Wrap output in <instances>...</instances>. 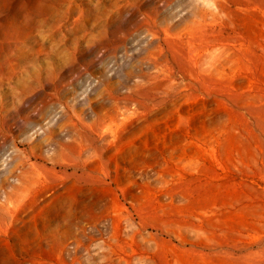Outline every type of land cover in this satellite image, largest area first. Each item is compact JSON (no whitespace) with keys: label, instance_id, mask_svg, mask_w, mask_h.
<instances>
[{"label":"rangeland","instance_id":"1","mask_svg":"<svg viewBox=\"0 0 264 264\" xmlns=\"http://www.w3.org/2000/svg\"><path fill=\"white\" fill-rule=\"evenodd\" d=\"M0 264H264V0H0Z\"/></svg>","mask_w":264,"mask_h":264}]
</instances>
